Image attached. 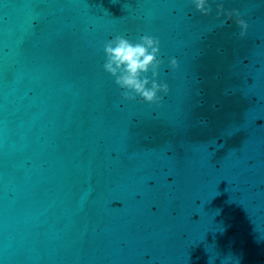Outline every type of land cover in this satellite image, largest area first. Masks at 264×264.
I'll list each match as a JSON object with an SVG mask.
<instances>
[{
    "label": "water",
    "instance_id": "1",
    "mask_svg": "<svg viewBox=\"0 0 264 264\" xmlns=\"http://www.w3.org/2000/svg\"><path fill=\"white\" fill-rule=\"evenodd\" d=\"M210 2L0 0V264H264V0ZM116 33L159 37V105Z\"/></svg>",
    "mask_w": 264,
    "mask_h": 264
},
{
    "label": "clouds",
    "instance_id": "2",
    "mask_svg": "<svg viewBox=\"0 0 264 264\" xmlns=\"http://www.w3.org/2000/svg\"><path fill=\"white\" fill-rule=\"evenodd\" d=\"M191 3L200 13L211 14L210 0H191ZM217 9V16L226 15L228 19L235 20L240 28V37L247 34L249 23L239 9L225 10L222 3H217ZM103 53V70L115 77V84L124 99L134 101L139 98L144 103L159 105L170 92L169 83L159 79V70L165 58L158 36L145 33L132 39L116 33L104 42ZM167 63L172 69L179 66L175 56L169 57Z\"/></svg>",
    "mask_w": 264,
    "mask_h": 264
}]
</instances>
